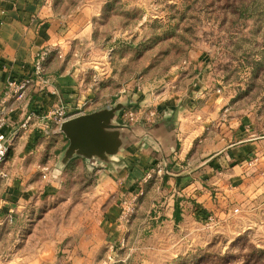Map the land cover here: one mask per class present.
Listing matches in <instances>:
<instances>
[{"label": "crops", "instance_id": "crops-1", "mask_svg": "<svg viewBox=\"0 0 264 264\" xmlns=\"http://www.w3.org/2000/svg\"><path fill=\"white\" fill-rule=\"evenodd\" d=\"M65 1L0 0V108L8 111L5 130L14 137L4 163L9 177L0 179V223L12 220L14 211L38 210L74 164L98 170L95 184L73 202L75 221L72 217L63 232L67 241L61 246L69 258L36 264L97 263L107 241L124 237L120 200L158 165L167 170L157 185L153 216L163 215L161 225L172 223L191 238L198 226L240 235L264 222V120L222 112L227 98L221 88L198 82L182 95L169 90L154 97L133 84L138 80L133 75L113 91L121 71L105 69L103 57L93 61L83 54L84 45L98 44L93 32L106 1L80 0L69 7ZM45 47L52 49L45 81L34 79L24 98L8 95V82L30 76L36 54ZM59 103L80 108V115L125 104L152 105L155 111L123 125L115 113L105 128L107 136L117 138L112 152L67 159L69 140L48 116ZM208 214L216 216L215 225L204 223Z\"/></svg>", "mask_w": 264, "mask_h": 264}, {"label": "rangeland", "instance_id": "rangeland-1", "mask_svg": "<svg viewBox=\"0 0 264 264\" xmlns=\"http://www.w3.org/2000/svg\"><path fill=\"white\" fill-rule=\"evenodd\" d=\"M77 1L64 3L69 7ZM105 1L93 32L98 44L92 49L84 45L83 54L93 61L103 57L105 69L121 71L113 91L133 75L138 79L133 84L145 86L154 97L169 90L182 95L198 82L221 88L220 94L227 98L224 108L229 107L222 112L264 120V0ZM119 107L115 113L121 125L136 123L155 109L136 104ZM130 111L136 113L133 121L126 116ZM97 171L74 164L63 171L61 185L38 210L14 211L12 220L0 223V264L69 258L61 246L67 241L63 232L72 217L75 221L73 202L95 184ZM164 174L144 177L132 195L120 200L124 237L107 241L95 264H264V222L240 235L198 226L189 238L172 223L161 225V213L153 219L159 205L157 185ZM67 199L68 204H61ZM124 201L132 208L126 219L121 217Z\"/></svg>", "mask_w": 264, "mask_h": 264}, {"label": "built area", "instance_id": "built-area-1", "mask_svg": "<svg viewBox=\"0 0 264 264\" xmlns=\"http://www.w3.org/2000/svg\"><path fill=\"white\" fill-rule=\"evenodd\" d=\"M52 52V49L49 47H45L41 49L35 56V60L32 63V73L30 76L22 79L21 81L16 80H10L8 82V88H7V94L16 95L17 98L21 99L24 98L26 95V91L28 87L33 83L34 79L37 80H44V74L46 72V63L47 60ZM81 113L80 108H72L69 107L66 104L59 103L53 110H51L48 114L49 118H51L56 125H58L61 128V124L73 117L79 116ZM126 116L133 121L136 119V113L133 111H130L126 113ZM8 111L5 107V105H2L0 108V179H6L8 178V172L4 169V163L5 160L9 154L10 148L14 142V137L11 133V130L8 129L5 130V128L8 127ZM23 127H26V124H23ZM50 126L46 125L44 127V131L46 133L50 132ZM155 173H167V170L165 169V166L158 165L157 169H153L149 171L145 175V179L151 178ZM44 178H46V175H43ZM125 206L124 210L122 212L121 217L123 219H126L130 215L131 206L127 203V201H124ZM238 211V209H236ZM204 223L207 226H213L217 223V218L214 214H208L205 216Z\"/></svg>", "mask_w": 264, "mask_h": 264}, {"label": "water", "instance_id": "water-1", "mask_svg": "<svg viewBox=\"0 0 264 264\" xmlns=\"http://www.w3.org/2000/svg\"><path fill=\"white\" fill-rule=\"evenodd\" d=\"M115 109L82 114L61 124V131L69 140L67 159L75 153L92 156L110 153L116 148V136H107L105 133L108 122L115 115Z\"/></svg>", "mask_w": 264, "mask_h": 264}, {"label": "trees", "instance_id": "trees-1", "mask_svg": "<svg viewBox=\"0 0 264 264\" xmlns=\"http://www.w3.org/2000/svg\"><path fill=\"white\" fill-rule=\"evenodd\" d=\"M262 253H264V251H261Z\"/></svg>", "mask_w": 264, "mask_h": 264}]
</instances>
